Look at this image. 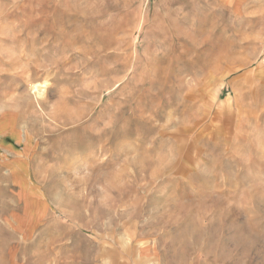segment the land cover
Segmentation results:
<instances>
[{"label": "rangeland", "instance_id": "rangeland-1", "mask_svg": "<svg viewBox=\"0 0 264 264\" xmlns=\"http://www.w3.org/2000/svg\"><path fill=\"white\" fill-rule=\"evenodd\" d=\"M0 264H264V0H0Z\"/></svg>", "mask_w": 264, "mask_h": 264}]
</instances>
